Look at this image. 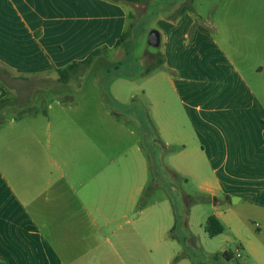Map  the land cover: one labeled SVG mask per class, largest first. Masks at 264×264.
I'll use <instances>...</instances> for the list:
<instances>
[{
  "label": "crops",
  "instance_id": "obj_1",
  "mask_svg": "<svg viewBox=\"0 0 264 264\" xmlns=\"http://www.w3.org/2000/svg\"><path fill=\"white\" fill-rule=\"evenodd\" d=\"M220 7L212 27L197 29L190 43L188 14L159 22L164 66L179 75L167 81L183 112L169 99L168 111L176 104L179 113L168 123L155 119V94L151 128L161 157L178 143L166 134L182 127L184 173L175 170L200 179L204 195L195 204L211 205L201 235L221 241L216 253L232 256L229 262L264 264V0ZM128 23L122 1L0 0V101L19 96L15 82L115 49ZM44 96L37 112L0 124V264H191L171 201L148 197L149 152L124 114L105 113L131 141L113 154L94 126L71 118L78 94ZM210 217L221 234L206 231Z\"/></svg>",
  "mask_w": 264,
  "mask_h": 264
},
{
  "label": "rangeland",
  "instance_id": "obj_2",
  "mask_svg": "<svg viewBox=\"0 0 264 264\" xmlns=\"http://www.w3.org/2000/svg\"><path fill=\"white\" fill-rule=\"evenodd\" d=\"M222 2L223 0H141L137 3H126L129 12L127 28L129 36L123 43L115 49L103 51L89 67L79 69L77 74L73 75L71 86L61 85L63 83L60 82L58 73L41 76L27 84L23 81L15 82L19 96L7 105L6 110L2 109L3 112H0V124H2L9 116L18 118L26 112L31 114L37 112L39 101L45 97L44 95L54 98L57 95L78 94L80 103L71 111V118L80 124L89 125L91 129L94 126L99 141L109 142L113 154L127 148L131 141L128 136L126 138L122 130H116L115 126L118 125L114 122L109 124L105 113L111 112L115 120L116 113L124 114L129 124H132L138 132L137 136L141 138L143 148L149 152L151 180L148 197L153 200L167 197L171 201L176 217L175 234L184 244L182 256L186 255L187 259H191V264H244V259L229 262L232 256L228 260L219 256L214 260V253L225 245L217 239L204 238L203 234L201 235L205 211L211 210V205L209 201L205 202L206 206L195 204V201L204 195L200 179L195 177L185 179L175 170L176 168L184 173V136L181 126L176 128L173 126V131L166 134L167 137L178 140V143L174 144L176 149L168 156L169 149H163V157H158L159 152L154 142L157 135L151 128L152 105L155 103L153 104L150 97H155L156 94V112L161 117L155 115V119L163 120L165 123L170 122L171 119L173 121L175 109L178 114V108H181L180 114H182L183 105L179 94L175 93L174 87L167 81L168 77L178 79L179 75L168 71L164 66L166 62L162 68L146 74L149 67L156 65L163 57L167 61L164 39L159 48H154L148 45V37L154 29L163 33L159 27L160 21L176 24L188 14L194 20L189 33L190 43L197 29L212 27L211 21L217 17L218 9L223 8L220 7ZM228 10L229 14H232L231 6ZM179 86L182 90V84ZM143 87L149 97L143 95ZM79 88H82L81 92L76 91ZM69 99L70 97H67L64 101ZM116 99L128 100V103L117 102ZM169 99L172 102L178 101V108L173 104L174 108L171 107V112L168 111L167 105ZM176 118L177 121L182 122V117ZM132 139L135 140L133 137ZM235 247L233 244L229 248L235 249ZM186 264L190 263L187 261Z\"/></svg>",
  "mask_w": 264,
  "mask_h": 264
},
{
  "label": "trees",
  "instance_id": "obj_3",
  "mask_svg": "<svg viewBox=\"0 0 264 264\" xmlns=\"http://www.w3.org/2000/svg\"><path fill=\"white\" fill-rule=\"evenodd\" d=\"M113 1H115V2L122 1V2H125V3H137V2H139L141 0H113ZM185 6L186 5H184L183 8H185ZM188 8L191 9L189 6H188ZM128 36H129V31L127 30L123 34V36L121 37V39L119 40V42L117 43L116 47H118L121 43H123ZM106 50H108V49H99V50H96L94 53H92L85 60L80 61V62H75V63L69 65L68 67L64 68V69L57 70V73L60 75V82H62L63 84H67L68 81L71 79V77L74 74L75 75L77 74V71L79 69H81V68L83 69V68L89 67L93 63L94 59L96 57H98L103 51H106ZM165 62H166V60L163 57V59H160L158 61V63H156V65L154 64V65L150 66L149 69H148V71L146 72V74H148V73H150V72H152V71H154L156 69L161 68L165 64ZM4 73H6V72H4ZM6 74L8 75V73H6ZM0 76L2 78V75H0ZM12 102H13V100H11V99H6V100H3V101H0V108H3L5 106L9 105ZM197 201H199V199H197ZM206 231L211 236H215V235L221 234L223 232V227L220 225V223L218 222V220L216 218L210 217L209 220H208V222H207V225H206ZM218 257H219V253H216V254L213 255L214 260H216V258H218ZM179 259H180V256L177 257V261Z\"/></svg>",
  "mask_w": 264,
  "mask_h": 264
},
{
  "label": "water",
  "instance_id": "obj_4",
  "mask_svg": "<svg viewBox=\"0 0 264 264\" xmlns=\"http://www.w3.org/2000/svg\"><path fill=\"white\" fill-rule=\"evenodd\" d=\"M161 43H162V37L160 31L157 29L152 30L148 37V45L154 48H159L161 46ZM193 245L195 246L194 241H193Z\"/></svg>",
  "mask_w": 264,
  "mask_h": 264
}]
</instances>
